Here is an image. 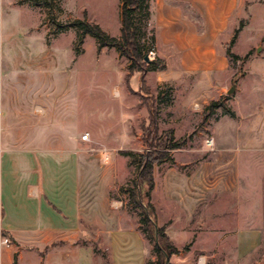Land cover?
I'll return each instance as SVG.
<instances>
[{
  "label": "rangeland",
  "instance_id": "obj_1",
  "mask_svg": "<svg viewBox=\"0 0 264 264\" xmlns=\"http://www.w3.org/2000/svg\"><path fill=\"white\" fill-rule=\"evenodd\" d=\"M43 1L0 0L1 29L14 23L27 31L38 22V30L45 32L46 40L42 32L24 37L26 47L36 56L44 54V40L51 46L58 38L54 35L58 29L55 23L70 25L84 20L85 15L88 22L98 24L110 36H121V0H47L51 10ZM19 5L29 8L31 13L17 9L14 15L5 14L8 7ZM143 14L137 15L140 24ZM69 32L73 37L67 34L58 40L53 54H60L59 64L74 73L67 82L65 75L55 72L50 76L53 83L48 78L46 86L54 87L57 97L69 93L76 108L78 105V117L73 123L64 124L63 142L65 148L72 144L78 147L83 229L143 228L141 211L130 203L129 191L138 179L139 156L147 149L145 132L149 129L150 140L164 137L165 141L173 131L175 141L183 145L170 152L171 160L154 168V190L150 194L146 189L141 191L156 209L158 227L167 226L166 233L170 230V239L181 250L180 259L172 256L170 262L181 264L185 260V264H198L208 257L205 264H225L232 257L238 239L244 249L256 245V264H264V154L252 160L240 156L237 167L244 186L234 178L237 171L232 170L233 162L228 155L241 142L255 143L253 138L238 137L244 128L254 124L239 117L231 118L236 106L228 101L235 96V92L229 95V90L236 86L237 80L227 84L229 90L223 96L218 93L214 98L198 99L187 107L178 103L183 97L182 90L153 84L156 71L150 68L149 77L143 75L146 82L143 88L141 75L129 76L130 60L116 48L98 50L97 40L91 36L79 44L76 31L69 29ZM142 32L146 34V42H150L152 27L142 26ZM158 55H150V60L160 59ZM246 55L240 61L230 59L231 69L238 77L246 75ZM62 100L64 104V97ZM259 100H264V93ZM215 101H221L222 107L207 111ZM151 108L157 116L158 133L149 126ZM88 134L89 140L84 141L83 136ZM191 198L201 199L202 204L192 217L185 214L181 217L180 201ZM219 242L231 251L219 249V245L210 247L211 243ZM142 248L148 255L147 264H158L155 244L147 235Z\"/></svg>",
  "mask_w": 264,
  "mask_h": 264
},
{
  "label": "crops",
  "instance_id": "obj_2",
  "mask_svg": "<svg viewBox=\"0 0 264 264\" xmlns=\"http://www.w3.org/2000/svg\"><path fill=\"white\" fill-rule=\"evenodd\" d=\"M150 5L154 51L167 64L166 71L153 72L156 87L167 84L182 90L178 103L190 107L198 99L223 96L227 84L237 80L235 96L228 100L236 106L231 118L252 122L254 127L248 125L238 137L255 139L253 144L241 142L228 154L237 171L234 178L244 186L237 167L240 156L252 160L264 154V100H259L264 93V0H151ZM17 9L31 13L19 5L8 7L5 14L14 15ZM69 29L78 39V31ZM69 29H57L51 46L41 31L45 52L40 57L24 40L32 32L41 33L38 22L30 31L14 23L4 30L0 25V237L12 242L0 249V264H147L141 229L81 226L78 147L65 148L63 142L64 124L78 117V105L69 93L57 97L55 88L46 86L55 72L65 75L67 82L74 73L59 64L60 54H53L58 40L67 34L73 37ZM237 30L231 53L240 60L247 54L242 77L231 69L227 53ZM71 50L74 54L72 46ZM139 75L149 77H134ZM201 204V199L180 201V216L192 217ZM216 245L231 251L223 242L210 247ZM232 249L225 264H256V245L244 249L237 239Z\"/></svg>",
  "mask_w": 264,
  "mask_h": 264
},
{
  "label": "trees",
  "instance_id": "obj_3",
  "mask_svg": "<svg viewBox=\"0 0 264 264\" xmlns=\"http://www.w3.org/2000/svg\"><path fill=\"white\" fill-rule=\"evenodd\" d=\"M151 0H121V36L119 38L110 36L98 24L90 23L86 20H76L70 25L56 24L60 32L69 28H74L78 31L79 44L82 43L86 36H91L97 40L98 50L106 47H114L119 54L130 60L128 68L129 76L135 74H146L150 68L153 71H166L167 65L160 59L147 61L150 51L154 49V35H152L150 42H146V34L142 32V26H148L151 15ZM43 5L46 7L50 4L44 0ZM50 9V8H49ZM51 10V9H50ZM138 12L144 13L143 24L138 23ZM238 36V30L235 32L232 41L230 42L227 53L233 61H239L240 58L231 53V47L235 43ZM247 58V57H246ZM245 58V59H246ZM142 87L146 86L144 77L141 80ZM158 100L160 97L157 98ZM222 107L221 101H215L206 109L207 111H214ZM150 127L158 133L157 116L153 108L149 113ZM149 128V127H148ZM149 129L145 132V146L146 151L139 156L138 162V179L134 181V188L130 190V203L135 209H139L142 214L141 229L144 235L150 237L155 244V253L158 258V264H166L167 258L178 255L180 251L175 246L173 241L166 233L167 226L158 227L157 213L154 205L149 198L141 194L143 189H146L150 194L155 188L154 168L171 160V151L179 149L183 142L175 141L174 132L170 131L168 137L164 141V137L149 139ZM124 155H132V152H123ZM187 250V249H186Z\"/></svg>",
  "mask_w": 264,
  "mask_h": 264
},
{
  "label": "built area",
  "instance_id": "obj_4",
  "mask_svg": "<svg viewBox=\"0 0 264 264\" xmlns=\"http://www.w3.org/2000/svg\"><path fill=\"white\" fill-rule=\"evenodd\" d=\"M154 54H155V52L152 50V51H150L149 56H150V55H151V56H154ZM83 140H84V141L89 140V134H88V135H84V136H83ZM209 145H211L210 142H209ZM11 244H12V242H11V239H10V238H8V237H6V236H2V237H0V249H1L2 247H4V246L8 247V246H10Z\"/></svg>",
  "mask_w": 264,
  "mask_h": 264
},
{
  "label": "water",
  "instance_id": "obj_5",
  "mask_svg": "<svg viewBox=\"0 0 264 264\" xmlns=\"http://www.w3.org/2000/svg\"><path fill=\"white\" fill-rule=\"evenodd\" d=\"M146 60H147V61H150V57L147 56V57H146ZM235 89H236V86L234 85V86L229 90V95H232V94L235 92ZM147 195H148V194H147ZM166 264H169V258H167V262H166Z\"/></svg>",
  "mask_w": 264,
  "mask_h": 264
}]
</instances>
